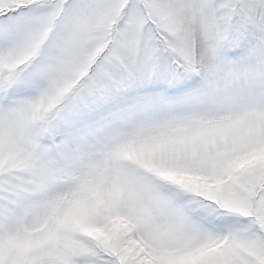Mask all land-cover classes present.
I'll return each instance as SVG.
<instances>
[{
    "label": "snow or ice",
    "instance_id": "snow-or-ice-1",
    "mask_svg": "<svg viewBox=\"0 0 264 264\" xmlns=\"http://www.w3.org/2000/svg\"><path fill=\"white\" fill-rule=\"evenodd\" d=\"M0 264H264V0H0Z\"/></svg>",
    "mask_w": 264,
    "mask_h": 264
}]
</instances>
